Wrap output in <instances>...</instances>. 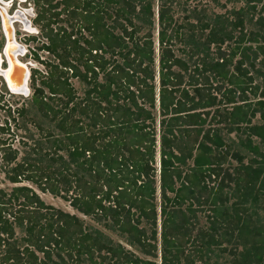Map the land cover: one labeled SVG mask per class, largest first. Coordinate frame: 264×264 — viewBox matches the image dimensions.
<instances>
[{
	"label": "trees",
	"instance_id": "1",
	"mask_svg": "<svg viewBox=\"0 0 264 264\" xmlns=\"http://www.w3.org/2000/svg\"><path fill=\"white\" fill-rule=\"evenodd\" d=\"M242 1L254 26L248 33L241 10L220 25L194 12L201 51L212 46L216 53L197 57L189 69L172 51L181 42L174 0H157L156 58L151 0H31L32 22L44 39L37 50L56 62L39 61L45 68L39 86L36 72L30 73V104L61 135L52 138L55 155L49 158L58 168L16 162L17 151L0 143L13 185L0 189V264H156L157 251L159 264H179L181 244L189 243L191 220L202 206L211 214L210 232L197 236L205 248L231 242L241 250L228 252V264H264V224L256 226L248 213L258 205L264 210V154L254 144H264V89L245 67L254 70L264 59V0ZM60 13L69 31L51 28ZM226 41L233 44L224 52ZM68 73L87 87L82 98L67 83ZM12 113L22 118L26 110ZM222 133L237 137L246 162ZM22 181L63 196L77 213L113 229L149 258L88 231Z\"/></svg>",
	"mask_w": 264,
	"mask_h": 264
},
{
	"label": "rangeland",
	"instance_id": "2",
	"mask_svg": "<svg viewBox=\"0 0 264 264\" xmlns=\"http://www.w3.org/2000/svg\"><path fill=\"white\" fill-rule=\"evenodd\" d=\"M8 1V0H3ZM53 1V0H52ZM175 4L172 7V14L177 23L180 25L179 33H181V42H175L172 51L173 54L186 62L189 66V69L192 68L193 61L197 57H201L206 54L208 58H214L216 53V47L209 46L208 50L203 53L201 49L203 48V36L200 33L199 25L193 18V14L198 13V16L202 18L204 22H211L212 24L220 25L225 21V19H234L237 17L232 12L237 10H241V15L243 16V30L242 32L248 33L254 29V26L249 21L250 15L249 10L246 8L244 2L242 0H174ZM10 2V0H9ZM53 3V2H52ZM51 3V4H52ZM11 7L7 10L8 13H25L24 17L26 21H28V32L22 30V27L19 23H15L13 38L17 42L18 45L22 47V56L18 57V60L21 63L28 65L29 77L27 80V94L26 95H18V94H10L4 85L2 78L0 77V129H5L7 127L9 132H1L0 131V143L4 142L12 149L17 151L16 162H21L22 159H25L30 163H37V166L45 167L50 166L51 169L58 168L57 162H51L49 158L54 157L53 145L51 144L52 138H60L61 135L55 128V122H51L46 118H43L37 113L36 109L30 104V73L35 71L36 73L33 75L34 84L39 86V75H43L45 73V68L43 64L39 61H52L56 62L52 59L45 51H38L37 47L44 41L40 36L39 28L32 22L34 11L31 4V0H12ZM158 2L157 0H151V6L153 10V18H152V26L150 27L153 40H154V55L157 57V43H156V33L158 30L156 23V9ZM61 6H57L54 12H58ZM54 24H51V28L55 30L58 27L63 28L65 31H69L68 22L65 21V16L63 13H60L58 17H56ZM25 20V19H24ZM138 22L137 20H134ZM147 28V27H146ZM146 28L142 31L145 32ZM83 37H87L86 33L81 32ZM204 34V33H203ZM238 35V31L235 30L233 32V36L236 37ZM231 41H226L224 44L220 46V50L227 52L232 47ZM4 45V37L0 31V55H2V48ZM201 51V52H200ZM34 56L38 57V61L35 60ZM3 57V56H2ZM237 59V57L235 58ZM259 58L255 62L254 70L251 69L247 63L245 67L248 69L251 76L254 78V83L259 86L260 89H264V59L260 62ZM234 62V60H233ZM2 68H5V64H1ZM156 70V69H155ZM255 70L259 71L260 75H255ZM70 74H67V83L72 88L75 95L80 99L83 97L85 90L87 87L78 79L70 77ZM101 79V76L98 77ZM215 83V82H214ZM216 84V83H215ZM224 87H227L224 85ZM46 93V90L43 88ZM23 107L26 110L25 115L20 118L16 117L15 113H12L13 109ZM154 116L156 119V123L158 120L157 111H154ZM14 118V120H12ZM155 123L156 133L158 131L157 124ZM222 137L224 141L231 146L232 149L238 151L243 155L244 161L248 158L247 153L241 150L237 144L238 139L233 134L227 135L222 133ZM157 139V135H156ZM254 144L259 148V150L264 154V144H260L258 140H254ZM2 145H0V156L2 154L1 151ZM5 147V146H3ZM64 156V152H57ZM228 163L231 166L236 165L235 161L228 160ZM157 156L155 158L154 166L157 167ZM225 166V165H224ZM9 169L0 161V189L8 190L13 186L6 180V171ZM158 169V168H157ZM19 185H25L31 187L34 192L39 196V198L46 204L50 205L56 209L64 211L69 214H73L78 217L82 223V225L90 232H98V234L113 243H118L123 246L126 250L130 251L133 255L140 259H148V256H145L134 246H129L125 238L120 236L113 229H108L102 223L95 222L90 217L82 216L73 210L67 203V201L61 197L63 196H52L47 192L39 191L34 185L29 182L22 181ZM71 192V191H70ZM70 192L66 197L70 196ZM156 204L158 205V200H156ZM200 210L196 213L195 220H191L192 228L189 232V243H182L181 249L182 254L179 258V264H228L232 255H230L226 250H230V252L240 251L241 249L238 247L236 249L231 248V246L226 243L220 244L219 247L211 246L209 248H205L202 244L201 240L197 239L199 231H209V221H210V213L207 211V206H202L199 208ZM254 213L256 214L253 218L255 220L256 226H261L264 224V210L261 208V205L255 208ZM209 217V218H208ZM253 220V219H252ZM157 221V233L159 232V225ZM143 226V224H141ZM145 229L148 228L145 226ZM222 230H217L216 239H218V233ZM16 238H19L22 234L21 230L15 229ZM214 235V233H213ZM158 239V236H157ZM193 240V241H192ZM231 244V243H230ZM222 249H225L222 250ZM222 250V252H221ZM201 255V256H200ZM156 264L160 263L159 260V251H157V256L153 260ZM87 264V263H85Z\"/></svg>",
	"mask_w": 264,
	"mask_h": 264
},
{
	"label": "water",
	"instance_id": "3",
	"mask_svg": "<svg viewBox=\"0 0 264 264\" xmlns=\"http://www.w3.org/2000/svg\"><path fill=\"white\" fill-rule=\"evenodd\" d=\"M13 15L9 16L12 17ZM5 15V14H4ZM8 19V18H7ZM1 31L4 37V45L2 48V56L5 63V69L0 71L6 90L10 94L26 95L27 94V80L29 71L22 63L18 62L17 56L23 54L22 47L15 43L13 32L10 24L3 25L2 19ZM28 23V21H27ZM22 56V55H21Z\"/></svg>",
	"mask_w": 264,
	"mask_h": 264
},
{
	"label": "flooded vegetation",
	"instance_id": "4",
	"mask_svg": "<svg viewBox=\"0 0 264 264\" xmlns=\"http://www.w3.org/2000/svg\"><path fill=\"white\" fill-rule=\"evenodd\" d=\"M11 3H12V0H10V2H9V0L8 1H3V0H0V6L5 10V12H7V10L12 6L11 5ZM17 12V11H16ZM15 12V13H16ZM14 13V12H13ZM13 13H6L8 16H11V15H13ZM24 15H26L25 13H21V14H18V13H16V14H14V16H13V20L14 21H12L11 22V25H12V27H13V30H14V24L15 23H19L20 25H21V27H22V30L23 31H25V32H28L27 31V29H25V24L26 25H28L25 21H24V19H26L25 17H24ZM0 17H1V19H2V15H1V12H0ZM2 22H3V20H2ZM28 29H29V27H28ZM0 31H1V22H0ZM1 33H2V31H1ZM2 35H3V33H2ZM0 58L1 59H3V57H2V55H0ZM5 61H4V59H3V61H2V63L3 64H5L4 63ZM1 63V64H2ZM26 66H27V68H28V65L27 64H25ZM2 68V67H1ZM4 69V68H3Z\"/></svg>",
	"mask_w": 264,
	"mask_h": 264
},
{
	"label": "bare ground",
	"instance_id": "5",
	"mask_svg": "<svg viewBox=\"0 0 264 264\" xmlns=\"http://www.w3.org/2000/svg\"><path fill=\"white\" fill-rule=\"evenodd\" d=\"M0 12H1V15H2V20H3V25H4V27H5V25L7 26V24H10V26H11V28H12V32L14 31L13 30V27H12V25H11V22L12 21H14L13 20V16L12 17H9L6 13L7 12H5V10L0 6ZM17 13V12H16ZM15 13V14H16ZM5 14V15H4ZM19 14V13H18ZM8 18V19H7ZM26 23H27V21H26V19L24 20ZM25 29H27L28 30V25H26L25 24ZM15 41V40H14ZM15 43H17L16 41H15ZM22 55V54H21ZM21 55H18L17 56V59H18V57H20ZM2 61H3V59H1L0 58V71H2V70H4L3 68H1V63H2ZM18 62H20L19 60H18ZM21 63V62H20ZM23 65H25L24 63H22ZM25 67L27 68V66L25 65ZM28 69V68H27Z\"/></svg>",
	"mask_w": 264,
	"mask_h": 264
},
{
	"label": "crops",
	"instance_id": "6",
	"mask_svg": "<svg viewBox=\"0 0 264 264\" xmlns=\"http://www.w3.org/2000/svg\"><path fill=\"white\" fill-rule=\"evenodd\" d=\"M229 135H230V134H229ZM233 135H234V134H233ZM214 184H216V182H215ZM225 190H226V189H225ZM225 190H224V191H225ZM230 201H233V199H231ZM228 204H229V203H228ZM228 204H227V205H228ZM254 210H255V209H250V210L248 211V213H249V215H250V220H252V219L254 220L253 217L256 215V214L254 213ZM222 243H226V242H222ZM230 243H231V242H229V245L231 246V248H233L232 243H231V244H230ZM226 244H228V243H226ZM237 248H238V247H237ZM239 248L241 249L240 246H239ZM229 251H231V249L228 250V251L226 250V252H229Z\"/></svg>",
	"mask_w": 264,
	"mask_h": 264
},
{
	"label": "built area",
	"instance_id": "7",
	"mask_svg": "<svg viewBox=\"0 0 264 264\" xmlns=\"http://www.w3.org/2000/svg\"><path fill=\"white\" fill-rule=\"evenodd\" d=\"M157 167H156V169L158 168V165H156Z\"/></svg>",
	"mask_w": 264,
	"mask_h": 264
}]
</instances>
